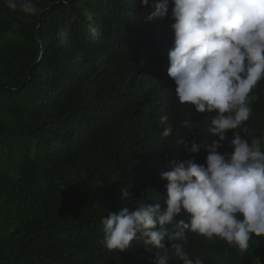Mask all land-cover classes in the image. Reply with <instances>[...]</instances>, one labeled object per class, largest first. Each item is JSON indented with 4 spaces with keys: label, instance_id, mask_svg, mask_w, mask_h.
Returning a JSON list of instances; mask_svg holds the SVG:
<instances>
[{
    "label": "trees",
    "instance_id": "16d2710c",
    "mask_svg": "<svg viewBox=\"0 0 264 264\" xmlns=\"http://www.w3.org/2000/svg\"><path fill=\"white\" fill-rule=\"evenodd\" d=\"M158 2L34 0L37 14L25 15L0 0V264H151L139 240L106 249L102 219L124 206L164 210L161 173L172 161L203 164L207 152L185 144L218 139L207 131L215 112L180 104L168 82L174 21L148 19ZM250 96L249 119L226 133L220 153H231L233 131L264 150V79ZM186 235L193 260L264 264L262 237L241 252ZM169 264H182L171 249Z\"/></svg>",
    "mask_w": 264,
    "mask_h": 264
},
{
    "label": "clouds",
    "instance_id": "9594fccd",
    "mask_svg": "<svg viewBox=\"0 0 264 264\" xmlns=\"http://www.w3.org/2000/svg\"><path fill=\"white\" fill-rule=\"evenodd\" d=\"M7 6L25 15L38 12L34 0H7ZM166 16L174 21V41L168 51L169 81L164 78L175 86L180 104L192 105L197 114L215 112L207 131L218 139L185 144L192 154L207 152L203 164L172 161L170 170L161 173L167 181L164 210L156 202L109 212L102 219V244L123 252L139 240L152 253L151 264H169V249L182 264H204L184 251L187 232L217 236L241 252L253 236L264 238L261 140L249 142L233 131L231 153L218 151L226 133L249 119L255 99L250 93L264 79V0H159L148 19ZM191 123L186 120L183 126L191 128ZM171 132L169 127L162 135ZM119 199L130 200V191L122 190ZM182 210L187 221L175 219Z\"/></svg>",
    "mask_w": 264,
    "mask_h": 264
}]
</instances>
